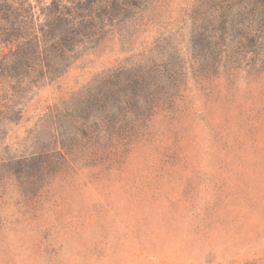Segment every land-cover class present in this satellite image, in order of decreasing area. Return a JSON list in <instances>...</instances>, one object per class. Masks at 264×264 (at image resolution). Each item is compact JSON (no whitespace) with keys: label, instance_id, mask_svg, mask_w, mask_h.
Segmentation results:
<instances>
[{"label":"trees","instance_id":"trees-1","mask_svg":"<svg viewBox=\"0 0 264 264\" xmlns=\"http://www.w3.org/2000/svg\"><path fill=\"white\" fill-rule=\"evenodd\" d=\"M174 2L0 0V136L28 122L29 97L44 87L59 88L78 63L112 53L115 46L121 54H133L144 34L171 18ZM185 3L177 7L182 11L179 29L191 25L187 38L163 39V47L157 39L130 63L127 57L116 59L80 90L36 114L26 130V149L0 159V180L12 188L19 183L33 210L50 193L42 192L46 179L66 181L79 166L113 175L149 150L153 126L162 122L166 128L158 132L175 133L189 114L191 83L199 91L217 89L219 99L218 81L231 86L236 75L245 74L254 99L235 107V128L263 127L264 0ZM211 109L228 116L225 106ZM229 123L225 118L217 135L227 133ZM39 131L42 137H32Z\"/></svg>","mask_w":264,"mask_h":264},{"label":"rangeland","instance_id":"rangeland-1","mask_svg":"<svg viewBox=\"0 0 264 264\" xmlns=\"http://www.w3.org/2000/svg\"><path fill=\"white\" fill-rule=\"evenodd\" d=\"M185 1L175 0L171 18L144 34L133 54L115 46L112 53L90 56L59 88L30 96L28 122L0 136V159L26 149V130L36 114L80 90L116 59L130 63L157 39L163 47L187 38L191 25L179 29L177 7ZM232 82L213 83L222 91L219 99L217 89L199 91L191 83L189 114L175 133L158 132L166 128L162 122L153 126L149 150L113 175L79 166L66 181L46 179L42 192L50 193L35 210L19 183L12 188L0 180V264H264V125L235 128V107L254 95L245 74ZM218 105L228 116L211 109ZM225 118L231 119L230 130L217 135Z\"/></svg>","mask_w":264,"mask_h":264}]
</instances>
